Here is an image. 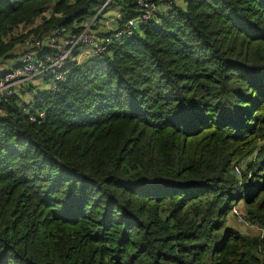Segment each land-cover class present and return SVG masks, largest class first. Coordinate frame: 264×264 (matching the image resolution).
Segmentation results:
<instances>
[{
    "label": "trees",
    "instance_id": "16d2710c",
    "mask_svg": "<svg viewBox=\"0 0 264 264\" xmlns=\"http://www.w3.org/2000/svg\"><path fill=\"white\" fill-rule=\"evenodd\" d=\"M106 1L0 0V64ZM180 1L34 94L43 119L3 103L0 264H264V0Z\"/></svg>",
    "mask_w": 264,
    "mask_h": 264
},
{
    "label": "built area",
    "instance_id": "2783aa9c",
    "mask_svg": "<svg viewBox=\"0 0 264 264\" xmlns=\"http://www.w3.org/2000/svg\"><path fill=\"white\" fill-rule=\"evenodd\" d=\"M176 1L180 0H133L136 12L133 17H128L112 4V0H107L80 30L74 32L57 27L49 34L36 36L29 33L41 23L31 28H20L14 35L25 36L19 62L7 67L0 64V108L3 103L18 99L29 107L23 109L30 121L43 119V111L37 110L32 103L34 93L47 89L57 92L58 83L64 81V75L71 66L108 54L114 41L123 42L136 36L141 26L158 21L165 15L166 5H177ZM29 98L30 103L27 102ZM236 172L239 176V169ZM236 207H233L231 215L244 226L256 229L246 222L245 213L239 215Z\"/></svg>",
    "mask_w": 264,
    "mask_h": 264
},
{
    "label": "rangeland",
    "instance_id": "374dc122",
    "mask_svg": "<svg viewBox=\"0 0 264 264\" xmlns=\"http://www.w3.org/2000/svg\"><path fill=\"white\" fill-rule=\"evenodd\" d=\"M177 2V6H182L183 5V2L182 1H176ZM88 61V60H87ZM86 61V62H87ZM85 63V62H84ZM82 63V64H84ZM33 88H36V86H34ZM45 91H49V89L45 90ZM36 94V93H34ZM27 102L30 103L31 102V98L27 99ZM24 108L28 109L29 107L25 106ZM44 113V112H43ZM240 168L241 166L238 168L239 171H240ZM241 172V171H240ZM262 184L261 180L259 181H254V184L249 188L247 189L248 191V196H250L258 187H260V185ZM237 197H239V194H237ZM236 202V201H235ZM234 202V203H235ZM237 210H238V213L239 215L242 216V214H244V205L241 203L240 205H238L237 207ZM229 219V224L230 226L234 227L235 229H237L240 233H242L243 235L244 234H247V235H250V236H258V235H261L260 231L259 230H256V229H250L249 227L247 226H244L240 221L239 219H237L235 216L233 215H230L228 217Z\"/></svg>",
    "mask_w": 264,
    "mask_h": 264
},
{
    "label": "crops",
    "instance_id": "0c3cea01",
    "mask_svg": "<svg viewBox=\"0 0 264 264\" xmlns=\"http://www.w3.org/2000/svg\"><path fill=\"white\" fill-rule=\"evenodd\" d=\"M162 9H163V7H162ZM161 9V10H162ZM15 60V61H14ZM14 60H7L6 62H5V65L4 66H9V64H16L17 63V61H16V59H14Z\"/></svg>",
    "mask_w": 264,
    "mask_h": 264
}]
</instances>
